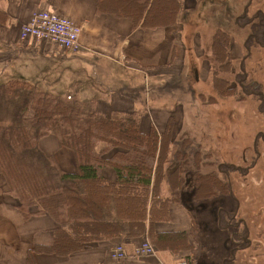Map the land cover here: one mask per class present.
I'll return each instance as SVG.
<instances>
[{"label":"trees","instance_id":"16d2710c","mask_svg":"<svg viewBox=\"0 0 264 264\" xmlns=\"http://www.w3.org/2000/svg\"><path fill=\"white\" fill-rule=\"evenodd\" d=\"M183 1L95 0L97 14L129 18L144 30L176 25ZM221 35H216L212 50L217 60L228 58L229 37ZM81 84L85 82L73 81L59 94L12 76L0 80V176L6 191L25 219L47 215L59 227L51 248L35 249L66 255L86 243L125 242L145 235L154 247L181 245L182 233L153 231L155 223L169 219L171 200L162 193L160 165L169 133L158 139L153 127L141 132L137 111L99 112L93 100L79 98ZM47 135L72 150L74 172L61 170L55 158L41 150L39 140ZM103 167L113 169L114 183L101 176ZM166 180L171 192L179 191L176 172L168 173ZM212 182L225 190L214 176L201 179L206 187ZM84 204L87 218L81 216ZM193 262L186 258L187 264Z\"/></svg>","mask_w":264,"mask_h":264},{"label":"rangeland","instance_id":"374dc122","mask_svg":"<svg viewBox=\"0 0 264 264\" xmlns=\"http://www.w3.org/2000/svg\"><path fill=\"white\" fill-rule=\"evenodd\" d=\"M183 10L176 24L186 49L183 73L156 76L157 88L144 83L156 91L151 104L175 103L163 133L153 127L158 139L169 133L160 161L162 193L191 213L194 242L208 251V264L213 257L215 264H264V0H185ZM221 34L229 37L228 58L217 60L212 50ZM34 57L24 55L26 71L16 61L2 78L35 84L41 74ZM80 87L82 101L99 96L95 86ZM179 102L189 129L178 123ZM170 172L181 181L179 191L169 190ZM211 176L223 192L214 182L201 183ZM81 216L89 217L85 204Z\"/></svg>","mask_w":264,"mask_h":264},{"label":"crops","instance_id":"0c3cea01","mask_svg":"<svg viewBox=\"0 0 264 264\" xmlns=\"http://www.w3.org/2000/svg\"><path fill=\"white\" fill-rule=\"evenodd\" d=\"M38 11L67 17L81 27L77 53L62 51L47 40L20 38L21 26ZM180 29L178 25L156 30L140 29L129 18L97 14L95 0H0V80L5 74H12L16 61H20L18 64L26 71L28 62L24 60V55L30 54L38 59L40 65L41 78L35 84L41 89L64 92L73 81H84L89 87L95 86L98 94H104L91 99L99 112L142 113L146 110L148 112L140 117V130L147 132L154 127L163 133L169 118L174 117L172 109L175 103L161 104L157 100L151 104L149 98L156 91L149 92L144 83L150 82L157 88L158 84L154 82L156 76H180L183 73L185 64L182 58L186 56V49ZM141 73L145 76L141 77ZM17 76L23 77L21 74ZM160 105L167 108L160 109ZM177 105L180 109L178 123L189 129L184 105L180 102ZM39 146L45 154L55 158L61 170H76L74 153L60 147L53 135L41 138ZM100 173L109 182H115L112 168L103 167ZM168 215L167 221L153 225L154 234L182 233L184 239L181 245L154 247L145 235L125 242L86 243L66 255L36 250V247L51 248L54 233L59 227L47 215L25 219L17 210L16 200L7 193L5 181L0 176V264H178L186 262V258L191 262L194 257L196 262L192 264L198 260L197 264H208V251H198L199 247L195 245L193 220L187 208L170 201ZM204 239L207 248L206 237ZM144 242L152 245L153 254H135ZM119 244L123 245L126 255L121 260H113L111 251ZM213 259L212 264H215L216 258Z\"/></svg>","mask_w":264,"mask_h":264},{"label":"built area","instance_id":"2783aa9c","mask_svg":"<svg viewBox=\"0 0 264 264\" xmlns=\"http://www.w3.org/2000/svg\"><path fill=\"white\" fill-rule=\"evenodd\" d=\"M81 27L73 20L57 15L50 11H39L32 15L29 22L22 25L19 31L22 40L35 38L54 43L60 50L75 54L79 51V38ZM154 252L148 243L142 244L135 252L137 255H150ZM125 250L121 244L116 245L111 251L113 260L125 257ZM178 264H186L180 262Z\"/></svg>","mask_w":264,"mask_h":264}]
</instances>
